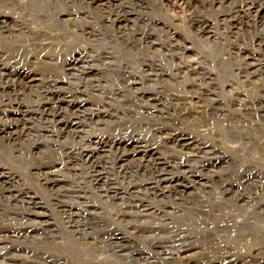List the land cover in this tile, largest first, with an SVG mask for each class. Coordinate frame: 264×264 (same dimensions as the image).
<instances>
[{
    "label": "rangeland",
    "instance_id": "rangeland-1",
    "mask_svg": "<svg viewBox=\"0 0 264 264\" xmlns=\"http://www.w3.org/2000/svg\"><path fill=\"white\" fill-rule=\"evenodd\" d=\"M56 1L36 16L29 0H17L19 14L0 18L14 20L12 36L28 33L20 47L42 44L17 51L0 73L9 95L0 109L13 110L0 111V129L7 124L6 133H18L0 141V264H141L137 250L151 264H174L164 242L172 254L186 249V264H264V74L244 84V59L228 56L234 47L250 49L253 39L264 41L261 0ZM229 13L236 28L224 20ZM207 20L210 28L199 34ZM187 48L202 55L204 81L197 74L198 81L177 78V58L161 59L157 51ZM260 51L255 59L264 65ZM154 58L163 70L148 65ZM74 59L72 71L66 63ZM85 67L100 71L85 75ZM85 109L103 115L91 120ZM77 115L84 127L78 130L70 124ZM136 145L155 158L134 154ZM124 154L133 156L120 159ZM170 178L175 182L164 181ZM115 191L125 200L114 199ZM133 206L170 214L157 221L168 228L144 218L136 230Z\"/></svg>",
    "mask_w": 264,
    "mask_h": 264
},
{
    "label": "bare ground",
    "instance_id": "bare-ground-1",
    "mask_svg": "<svg viewBox=\"0 0 264 264\" xmlns=\"http://www.w3.org/2000/svg\"><path fill=\"white\" fill-rule=\"evenodd\" d=\"M17 0H0V18H1V15L3 14V15H11V14H19V12L21 11L19 8H17L16 6H15V2H16ZM34 1H37V4H34ZM93 1H95V0H93ZM103 1V0H102ZM180 1H182V3H185L187 6H190V0H180ZM212 1V3L213 2H219L218 0H211ZM56 0H29V3H30V9L32 10H30L31 12H34V14L36 15V16H38L39 15V12L38 11H41V10H43V9H47V8H52L55 4H56ZM96 2V1H95ZM94 2V3H95ZM244 2V1H243ZM19 3L20 4H22L21 6H25V3L23 2V0L21 1V0H19ZM173 3H175L176 5H178L177 4V2H175V1H173ZM61 4V3H60ZM235 4V3H234ZM17 5V4H16ZM246 5V4H245ZM253 5V4H252ZM102 7H104V6H106V4H103L102 3V5H101ZM101 6H99V7H101ZM244 6V5H243ZM250 6V5H249ZM55 7V6H54ZM254 7V6H253ZM248 8H250V7H248ZM260 8H261V10L262 11H264V0H261V4H260ZM234 10V9H233ZM49 11V10H48ZM232 11V10H231ZM243 11V9L241 8V10H240V12L239 13H241ZM56 12V11H55ZM222 12V11H221ZM60 14V13H59ZM237 14V13H236ZM8 15V17H11V16H9ZM61 15V14H60ZM63 15V14H62ZM221 15V14H220ZM245 15V14H244ZM13 16V15H12ZM32 16V15H31ZM59 16V15H58ZM68 16H71V15H68ZM224 16V20H225V22L226 23H228V21L230 22V26H231V24L233 25V27H237L236 25H238L239 23H237V18L236 17H232L233 16V14H224L223 15ZM246 16V15H245ZM29 17V16H28ZM60 17V16H59ZM249 17V16H248ZM12 18V17H11ZM10 18V21L8 20V19H5V17H4V19H5V21H2V22H0V54L2 55V56H6V63H2V62H0V73L1 74H6L5 73V71H6V69L8 68V67H10V66H12L11 65V63H10V60H15V55H16V52L17 51H21V50H24V51H22V52H28V50H32V51H34L36 48L38 49V48H40V47H42V44L40 45V44H35V45H32L29 49H27V48H22V47H20L17 43H19V39H22V40H24V39H27L28 38V36H27V32H24V34H22L21 33V31H16V32H18L17 34H20V35H17V36H12V33H14V27L12 26H9L10 25V23H12L11 21L13 20V19H11ZM34 18V17H33ZM71 18L72 17H70V19H68L67 17H66V21H63L62 23H61V25H63V26H65V27H67V26H69V24H70V21L69 20H71ZM246 18H247V16H246ZM263 19V18H262ZM118 20V19H117ZM247 20V22H249V20L248 19H246ZM14 21V20H13ZM120 21V20H119ZM223 21V20H222ZM116 22V21H115ZM216 22V21H215ZM221 22V21H220ZM123 23V22H122ZM221 25V24H220ZM199 26V25H198ZM251 26V25H250ZM193 27V26H192ZM232 27V28H233ZM210 28V21H206L204 24H203V26L201 27V28H197V31H198V33L199 34H201V33H204V32H207L208 31V29ZM234 31V30H233ZM27 33V34H26ZM215 34H216V32H214V34H213V38L214 37H216L215 36ZM46 36V35H45ZM38 40V39H37ZM252 40V39H251ZM171 41V40H170ZM256 42V40H254L253 39V41H251V45H250V49H235V47H234V52L235 53H229L228 54V56H229V58L230 59H232V58H237V57H241V58H243L244 60H242V62H241V64H240V66H239V68H241V72H243L242 74H243V76H242V78H243V83L244 84H246V83H248V82H251V80L252 79H255V78H257V79H259V78H261L262 77V75L264 74V65H262L261 64V62L260 61H256V59H255V56L257 55V53L255 52V50H258V51H260V49H261V45L262 44H264V41L263 40H257V42L258 43H255ZM2 44V45H1ZM184 44V43H183ZM153 45H155V44H153V43H151V48L153 47ZM244 48V47H243ZM159 53H160V56H161V59H164V58H171V60H175V58H177V62H176V64H175V66H174V69H175V71L177 72L176 73V77L177 78H182V79H185V80H187V81H190V82H193V81H198L195 77H196V74L198 75V77H200V79H203V81H204V74L206 75V69L204 68V66L203 65H201L200 63H201V61H202V55H198V53H195V52H193L192 50H189V48H187V50H186V52H184V53H170V52H165V51H163V49H159V50H157ZM179 51V50H178ZM264 51V50H263ZM262 50L260 51V52H263ZM21 52V53H22ZM211 52H213V50L211 51ZM250 52V53H249ZM31 53V52H30ZM129 55H132V54H130V53H128ZM217 55H218V57H220V59H219V62L220 63H225L226 64V66H227V68L229 69V65H230V62L229 61H224V59L223 58H221V56L219 55V53H217ZM24 56H25V54H24ZM109 56H111V55H109ZM108 55H107V57H109ZM2 61V60H1ZM68 60L66 59V61L65 62H67ZM160 61H162V60H160ZM146 62L148 63V65L150 66V67H154V68H156V69H158V70H163V67L162 66H164V64H162V63H160V64H158L157 63V61H156V59L154 58L153 60L152 59H149V60H146ZM163 62V61H162ZM85 63V62H84ZM66 65L67 66H70L71 67V70L72 71H75L76 70V67L78 66L77 65V63H76V60L74 59V60H70L68 63H66ZM104 65H105V63H101V66L102 67H104ZM238 65V64H237ZM82 66V65H81ZM93 66V65H92ZM226 68V69H227ZM10 70H11V68H9ZM70 69V68H69ZM85 70H84V73H86L85 75H90V74H94L96 71H100V69L99 70H97L96 68H91V67H85L84 68ZM16 70H17V72H19V74L21 75V77L24 79V80H29V81H27L28 83H35V82H38L39 83V79H37L36 77H32L31 78V76H29V73H25V76L23 77L22 76V73L21 72H23L22 71V69L20 70H18V68H16ZM208 70V69H207ZM69 71V70H68ZM203 71V72H202ZM27 72V71H26ZM70 72V71H69ZM201 72H202V74H201ZM15 73V72H14ZM103 73V72H102ZM104 73H105V71H104ZM103 73V74H104ZM204 73V74H203ZM8 74V73H7ZM18 74V73H17ZM18 74V75H19ZM31 74V73H30ZM11 75V74H10ZM16 76V75H15ZM92 76H94V78H93V80H91V81H97L98 83H101L102 81H103V79L101 78V77H98L97 75H92ZM151 76L152 77H156L157 76V74H156V72H154L153 74H151ZM250 76L252 77V78H250ZM17 77V76H16ZM15 77V78H16ZM18 78V77H17ZM20 78V77H19ZM240 78V77H239ZM236 81V80H235ZM165 82H167V81H165ZM164 82V83H165ZM15 83V82H14ZM202 83V82H201ZM201 85V84H200ZM207 85H208V83H207ZM31 86V85H30ZM209 87V86H208ZM33 88V87H32ZM197 88V87H196ZM199 88H200V86H199ZM201 89V88H200ZM105 90V89H104ZM231 91V90H230ZM199 92V91H198ZM102 93H103V91H102ZM230 93V92H229ZM7 96V99H8V97H9V95L8 94H6V92H5V89H4V87H1L0 86V100H3V99H5V97ZM104 96V95H103ZM201 96V95H200ZM227 96V95H226ZM228 97V96H227ZM102 98V97H101ZM175 98L177 99V100H180V101H183L184 102V104L185 105H188L190 102H191V99L190 98H187V97H185V95H183V96H180V95H176L175 96ZM218 101V100H217ZM86 102V101H85ZM85 102H84V104H78L77 106H78V108H81V107H85V106H87V104H85ZM200 102L198 101V102H195L194 104H199ZM6 104V103H5ZM7 105V104H6ZM3 106V105H2ZM20 107V106H19ZM0 111H2V113L4 112L5 114H10V113H13V110H11V109H9V107H4V110L1 108L0 109ZM15 113H19L22 117H28V116H30V114H32L31 112H29V111H27V110H25V111H21V110H16L15 111ZM83 113V112H82ZM87 113H89V116H90V118H91V120L93 119V118H95V117H101L102 115H103V112H100V111H97V112H95V111H92V110H90V109H85V117H86V115H87ZM4 114V115H5ZM6 116V115H5ZM7 118V117H6ZM80 116L79 115H77L76 116V120H78L77 122H71L70 124H72V126L76 129V130H78L80 127H82L81 126V122H80ZM9 121V120H8ZM7 123V122H6ZM3 124V123H2ZM9 124L10 125H12L13 127H18V126H20V124L19 123H17L15 120H12L11 122H9ZM4 125V124H3ZM85 126V125H84ZM7 127H9V126H7V124L5 125V126H3V128H1L0 129V141H2V142H9V141H11L12 139H15V138H17V136H18V133L17 132H13V133H6V131H7ZM12 127V128H13ZM82 128H84V127H82ZM234 130H230V132H228L227 134H229L230 136H235V137H238V134L239 133H237V132H233ZM80 132V130L79 131H77V133H79ZM236 133V134H235ZM228 135V136H229ZM244 135H246V133H244ZM239 138V137H238ZM176 140V142L177 143H179V144H181L183 147H189V142L187 141V140H185V139H179V140H177V138L175 139ZM139 142V141H138ZM96 143V145L97 146H100V149L102 148V150H103V148H104V146L101 144V143H99V142H95ZM113 143H115L114 145L115 146H117V149H127L129 146H130V144L128 145V144H123V143H118V142H113ZM129 143V142H128ZM136 144H137V142H136ZM139 144V143H138ZM241 145L242 144H240V147H241ZM134 148H132V150H133V153L134 154H138V153H142L144 156H146L147 157V159L148 160H150L151 158H155V155H153V154H151V151H153V150H149L148 148H145V147H141V146H137L136 145V147L135 146H133ZM112 148V147H111ZM102 152H106L105 150H103ZM143 155H142V157H143ZM130 156H133V154H124V156H122L120 159H123V158H125V157H130ZM121 167H123V166H121ZM126 174V173H125ZM163 176H165V174H162ZM164 181H167V182H175V180H173V179H165ZM163 181V182H164ZM109 193L110 194H112L113 193V191H112V189L110 188V191H109ZM121 193H118V191H115L114 192V199H116V197L118 196V195H120ZM121 199H124V197H123V195L121 194ZM125 200V199H124ZM130 203V202H129ZM134 207V209H137V210H135L134 212H132V213H134V215L132 214V216H131V218L133 219V223H134V226H135V229L136 230H138V229H140L139 227H141V226H139L138 225V223L141 221V220H143L144 218H147V219H150V221H148L147 220V223H148V225L149 226H156V227H158V226H161V227H164V228H168V225H161L160 223L161 222H163V223H165L166 222V219L169 217V216H171L170 214H163L162 215V213H160L157 209H154L153 207H147V208H145V209H138L137 207L135 208V206H133ZM139 207V206H138ZM139 210V211H138ZM85 215H86V213H85ZM87 216H88V214H87ZM158 219L161 221L160 223H157V221H158ZM161 219H163V220H161ZM172 220H174V219H172ZM132 222V221H131ZM253 222H255V221H253ZM143 225V224H142ZM156 227H151V228H149L148 229V232H151V231H154V229L153 228H156ZM146 228V227H145ZM181 229H183V227H181ZM141 230V229H140ZM230 242V241H229ZM163 243V242H162ZM164 244V248L165 249H167L168 250V252H169V254H170V257H168V255H167V257H166V260H172L173 261V263L174 264H186L184 261H183V258H181V255L183 254V253H185V252H187V250L186 249H183V250H181L180 248H178L179 249V251L176 253V254H172V251H170L171 249H169L168 248V246H167V242H164L163 243ZM165 249H163V251L165 250ZM177 249V250H178ZM176 250V251H177ZM138 251V253H139V259H137L136 261L137 262H139V263H141V264H143V263H146V264H151L153 261V258L151 257V256H149V255H147L145 252H143V251H141V250H137ZM167 252V251H166ZM160 254V253H159ZM174 257H173V256ZM155 256V255H154ZM220 264H228V262H225V263H220Z\"/></svg>",
    "mask_w": 264,
    "mask_h": 264
}]
</instances>
